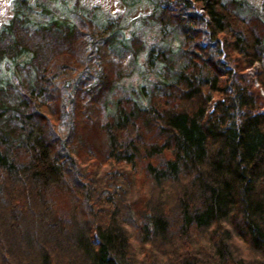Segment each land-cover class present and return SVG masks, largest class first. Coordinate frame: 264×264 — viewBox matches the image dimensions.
<instances>
[{
    "label": "trees",
    "instance_id": "16d2710c",
    "mask_svg": "<svg viewBox=\"0 0 264 264\" xmlns=\"http://www.w3.org/2000/svg\"><path fill=\"white\" fill-rule=\"evenodd\" d=\"M148 1L182 45L106 118L145 40L38 0L0 28V264H264V15Z\"/></svg>",
    "mask_w": 264,
    "mask_h": 264
},
{
    "label": "rangeland",
    "instance_id": "374dc122",
    "mask_svg": "<svg viewBox=\"0 0 264 264\" xmlns=\"http://www.w3.org/2000/svg\"><path fill=\"white\" fill-rule=\"evenodd\" d=\"M35 3L37 0H29ZM42 3L47 2L51 10H68L69 18L81 26L84 30L88 29L83 17L93 16L98 23L103 24L110 19L121 23L122 36L125 43L130 45L131 38L136 35L145 40L147 50L139 55L136 60L133 57V49H123L122 55H117L124 62L127 72L130 76L123 79L116 85L113 92L108 95L109 105L104 108V100L98 103L101 108L99 117L106 118L108 113L113 112V100L120 96L135 97L139 102L147 106V94L160 84L158 64L150 67L147 64L150 51L158 54L163 48L169 47L177 50L181 47L183 37L177 33H171L161 25L147 22L146 17L153 11V3L148 0H38ZM16 0H0V28L8 23L14 13ZM131 4V5H130ZM245 12L259 13L264 15V0H246ZM38 17V16H37ZM122 50V48H121ZM176 62L181 64L183 59L176 57ZM178 65V64H177ZM156 71V72H154ZM161 74V73H160ZM3 75V73H2ZM144 86V87H143ZM143 88V90H142ZM147 93V94H146Z\"/></svg>",
    "mask_w": 264,
    "mask_h": 264
}]
</instances>
